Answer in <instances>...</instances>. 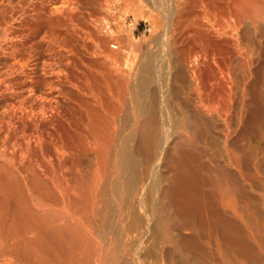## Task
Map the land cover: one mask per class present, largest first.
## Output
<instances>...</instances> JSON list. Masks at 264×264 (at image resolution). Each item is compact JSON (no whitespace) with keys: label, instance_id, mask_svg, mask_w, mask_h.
I'll list each match as a JSON object with an SVG mask.
<instances>
[{"label":"bare ground","instance_id":"6f19581e","mask_svg":"<svg viewBox=\"0 0 264 264\" xmlns=\"http://www.w3.org/2000/svg\"><path fill=\"white\" fill-rule=\"evenodd\" d=\"M0 264H264V0H0Z\"/></svg>","mask_w":264,"mask_h":264},{"label":"rangeland","instance_id":"374dc122","mask_svg":"<svg viewBox=\"0 0 264 264\" xmlns=\"http://www.w3.org/2000/svg\"><path fill=\"white\" fill-rule=\"evenodd\" d=\"M115 13H116V15H118L117 17H119L118 18L119 22L124 25L125 29H127V32L130 35H132V38L134 40H139V41H142V42L150 41V39H151L150 38V29L148 28V25H147L146 21H144L142 17L141 18L137 17L135 19L132 16H129L128 18H126L125 10L123 8L117 9L115 11ZM227 21H228V18L224 20V22H225L224 24H227ZM225 30L226 31H231L230 27H226V26H225ZM43 59L46 61L47 58L44 57ZM46 164H47L46 166L49 165L48 163H46Z\"/></svg>","mask_w":264,"mask_h":264}]
</instances>
